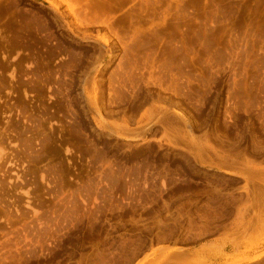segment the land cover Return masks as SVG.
<instances>
[{
	"label": "rangeland",
	"instance_id": "374dc122",
	"mask_svg": "<svg viewBox=\"0 0 264 264\" xmlns=\"http://www.w3.org/2000/svg\"><path fill=\"white\" fill-rule=\"evenodd\" d=\"M239 259L264 264V0H0V264Z\"/></svg>",
	"mask_w": 264,
	"mask_h": 264
},
{
	"label": "bare ground",
	"instance_id": "6f19581e",
	"mask_svg": "<svg viewBox=\"0 0 264 264\" xmlns=\"http://www.w3.org/2000/svg\"><path fill=\"white\" fill-rule=\"evenodd\" d=\"M179 249H181L180 247H167L166 251L164 252L165 255H168L170 253H173L175 251H178ZM245 261L244 260H235L233 261L231 264H243Z\"/></svg>",
	"mask_w": 264,
	"mask_h": 264
}]
</instances>
